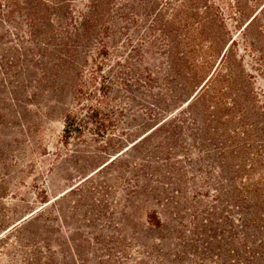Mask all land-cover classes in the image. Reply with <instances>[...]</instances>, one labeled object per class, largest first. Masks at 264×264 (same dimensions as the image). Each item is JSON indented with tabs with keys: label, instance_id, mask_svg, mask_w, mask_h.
I'll use <instances>...</instances> for the list:
<instances>
[{
	"label": "trees",
	"instance_id": "obj_1",
	"mask_svg": "<svg viewBox=\"0 0 264 264\" xmlns=\"http://www.w3.org/2000/svg\"><path fill=\"white\" fill-rule=\"evenodd\" d=\"M232 1L246 37L264 6L245 20ZM236 37L212 0H0V264H264V90ZM252 51L264 71V49ZM48 88L73 93L62 143L103 145L110 158L52 199L37 190L43 204L13 216L5 200L16 149L4 128ZM119 186L132 211L161 207L145 211V230L160 235L95 232L69 238V250L54 236L57 199L78 196L60 208L63 221L109 227Z\"/></svg>",
	"mask_w": 264,
	"mask_h": 264
},
{
	"label": "rangeland",
	"instance_id": "obj_2",
	"mask_svg": "<svg viewBox=\"0 0 264 264\" xmlns=\"http://www.w3.org/2000/svg\"><path fill=\"white\" fill-rule=\"evenodd\" d=\"M212 1L222 6L226 22L233 35L237 36V44L234 46L235 52L237 55L245 57L244 66L255 77L254 86L264 90V79L262 78L264 71L258 69L260 66L252 59L255 55L252 50L264 49V8L260 13V20L251 23L246 29L245 37V34H239V29L236 27L238 26L237 22L232 19L233 16H237L234 12L238 9V3H233L232 0L229 3L223 0ZM259 4L263 7L264 0L256 2L254 0H241L239 6L243 7L244 13L242 14L245 20L251 16ZM259 31L261 35H257ZM257 52L260 54L259 51ZM46 90V92H41L33 98L32 103L24 104V117L17 124L7 125L4 128L5 137L10 139L11 147L9 148L16 149V151H12L16 156L14 158L9 157V160H17V169L10 171L11 173L7 176L8 190L5 202L8 203L13 216L17 217L23 216L43 204L40 197L37 196V190L47 199H52L75 185L94 170L97 165L110 158L101 150L104 149L103 145H88L74 140L67 146L62 143L64 116L72 106L73 93L70 88H48ZM135 108L137 107L135 106ZM137 110L135 109V111ZM131 132L134 133L133 139L141 133L140 128H132ZM14 138L17 139V142L13 140ZM186 139L188 140V137ZM190 142L189 140L188 143ZM133 154V150H128L122 157L127 159ZM195 158H197V154L192 155V160ZM186 159V157H181L188 175L195 176L197 174L200 176L201 173L191 167ZM203 167L212 172L211 163L204 164ZM206 190L210 192V195L203 197V199L212 200V187L203 188V191ZM193 193L192 189L189 188V194ZM76 197L78 196L75 194L68 200L64 197L57 199L55 201L56 209L53 211L54 236L61 241H66L68 250L69 238L84 236L91 239L93 234H96L95 232L102 233L107 238H119L128 241H134L135 230H138L146 238H155V236L160 235L158 232L145 230V211L152 208L162 210L161 207L155 203L144 202L138 211L137 209L132 211V207L129 206L131 193L120 190V186L114 190V198L118 200L116 202L117 209L110 208V212L115 213L109 227H107V223L102 226L104 222L102 219L79 221L78 218L82 217L74 216L73 218L69 217L68 221H63L62 214L59 212L60 208L66 207V201L73 205L72 199ZM108 198L112 202L115 200L112 196ZM82 209L88 210L89 206L84 205ZM120 209L126 210V221L121 219L120 214L117 213ZM56 250L59 251L60 249Z\"/></svg>",
	"mask_w": 264,
	"mask_h": 264
}]
</instances>
